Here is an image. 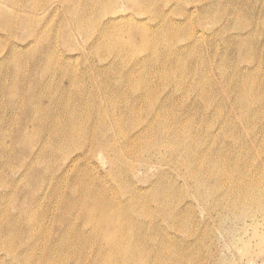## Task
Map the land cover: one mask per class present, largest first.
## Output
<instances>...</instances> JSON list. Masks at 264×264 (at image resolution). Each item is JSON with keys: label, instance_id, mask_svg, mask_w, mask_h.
<instances>
[{"label": "rangeland", "instance_id": "rangeland-1", "mask_svg": "<svg viewBox=\"0 0 264 264\" xmlns=\"http://www.w3.org/2000/svg\"><path fill=\"white\" fill-rule=\"evenodd\" d=\"M231 193L264 196V0H0V264H262Z\"/></svg>", "mask_w": 264, "mask_h": 264}, {"label": "bare ground", "instance_id": "bare-ground-1", "mask_svg": "<svg viewBox=\"0 0 264 264\" xmlns=\"http://www.w3.org/2000/svg\"><path fill=\"white\" fill-rule=\"evenodd\" d=\"M132 3H135L137 2V0H131ZM115 18V17H113ZM120 20V19H117V21ZM117 26H114V28H116ZM108 37H111V34H108ZM163 124V127L166 128V125L165 123H162ZM223 171H221V173H224L225 172V169L223 168L222 169ZM80 194L82 192V189H80ZM233 193L230 194V196L228 197V199H224V202H225V206L223 207L226 211V214H227V218H233V220L235 222L238 223L239 227L237 228L236 230V234L235 235H232V238L234 239V237L236 235L239 234V232L242 233V231L246 230L247 226H248V221L251 220L252 221V226L256 229L260 228L261 227V224L259 222V219H257L258 217H256L255 215H253V213L251 212L250 209H255V208H262V203H263V200H264V196L262 195H252L250 197H246L244 199H241V198H236V197H232ZM85 201L86 199L84 200V208L85 210L88 212V214H90V216L87 217L88 220L92 221V225H93V229H95L96 227L95 226V219L93 217H91V214L93 213H97V210L94 209L93 207H90V205H87L85 204ZM88 204H98V202H95L94 198L93 197H89L88 199ZM134 207V204L132 205ZM240 209V211L238 213H233L231 212V209ZM234 214V215H233ZM233 215V216H232ZM98 218H102L100 219L99 221H102L104 222L105 221V216H104V211H101L98 213ZM222 219V217H221ZM264 223V222H263ZM234 228V229H233ZM236 228L235 227H232V230L234 231ZM99 233L103 236V237H106L108 235V232L109 230L108 229H103V228H100L98 229ZM3 236L4 237H8V231L5 232L3 231ZM80 238V237H79ZM79 238L76 240V238H73V239H65L64 242L61 243V245L59 247H56V250H59V249H66L67 252L64 253L65 256H68V253H69V249H74L76 251V254L74 257H79L82 255V247L79 243L77 244L80 249L78 248V246H74L72 247L71 244L74 243V242H78L79 241ZM113 243L110 244L109 248L107 247V243H104L103 246L111 253H118L119 251V248L115 245V244H120L122 241H124V239L122 238L121 235L119 234H115L113 235ZM238 241H240V239H238ZM243 244H246L245 242H243ZM186 246L188 247L187 249L190 251L191 249V244L190 243H187ZM123 250H122V259H121V263L120 264H130V259L135 257L137 254H135V249L132 245H129V246H126L125 249H124V246L122 247ZM102 251V247H101V250ZM162 253H164L163 251H157L156 254H158V259H161V258H166L165 255H162ZM221 254V253H220ZM223 255V253H222ZM221 255V256H222ZM219 257L218 260H216L217 262L215 264H224V261H223V258L222 257ZM261 256H262V264L264 263V251H262L261 253ZM136 262V261H135ZM133 263V262H132ZM106 264H112V262L110 260L107 261Z\"/></svg>", "mask_w": 264, "mask_h": 264}]
</instances>
